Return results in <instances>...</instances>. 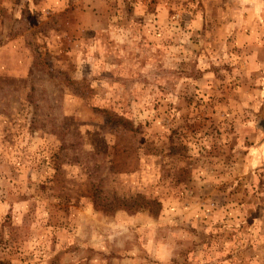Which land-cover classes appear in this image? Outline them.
Returning <instances> with one entry per match:
<instances>
[{"label": "rangeland", "instance_id": "obj_1", "mask_svg": "<svg viewBox=\"0 0 264 264\" xmlns=\"http://www.w3.org/2000/svg\"><path fill=\"white\" fill-rule=\"evenodd\" d=\"M263 122L264 0H0V264H264Z\"/></svg>", "mask_w": 264, "mask_h": 264}, {"label": "trees", "instance_id": "obj_2", "mask_svg": "<svg viewBox=\"0 0 264 264\" xmlns=\"http://www.w3.org/2000/svg\"><path fill=\"white\" fill-rule=\"evenodd\" d=\"M152 205L150 206L151 213H156L155 211H157L159 207L157 209H154ZM95 207L97 209L103 210L105 213H108V212L113 210L111 204L96 203ZM142 207H143V205H142Z\"/></svg>", "mask_w": 264, "mask_h": 264}, {"label": "water", "instance_id": "obj_3", "mask_svg": "<svg viewBox=\"0 0 264 264\" xmlns=\"http://www.w3.org/2000/svg\"><path fill=\"white\" fill-rule=\"evenodd\" d=\"M262 127L264 128V122L262 123Z\"/></svg>", "mask_w": 264, "mask_h": 264}]
</instances>
